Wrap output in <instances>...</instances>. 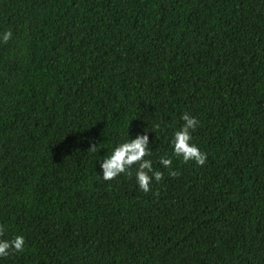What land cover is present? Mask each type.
<instances>
[{
	"label": "trees",
	"instance_id": "1",
	"mask_svg": "<svg viewBox=\"0 0 264 264\" xmlns=\"http://www.w3.org/2000/svg\"><path fill=\"white\" fill-rule=\"evenodd\" d=\"M7 31L0 240L25 244L0 264H264V0H0ZM146 132L163 179H101Z\"/></svg>",
	"mask_w": 264,
	"mask_h": 264
},
{
	"label": "clouds",
	"instance_id": "2",
	"mask_svg": "<svg viewBox=\"0 0 264 264\" xmlns=\"http://www.w3.org/2000/svg\"><path fill=\"white\" fill-rule=\"evenodd\" d=\"M12 37V32L7 31L0 35V40L7 43ZM184 124L182 128L177 130L172 139L174 155L182 158L184 163L194 161L198 166H203L206 162V155L199 148L191 144V132L196 129L198 120L190 114L182 116ZM159 125L156 128L159 129ZM149 135H138L135 139L127 140L119 144L107 157L103 158L101 163L102 178L104 181H112L121 174L132 175L130 171L133 166L136 168V181L141 191L147 193L151 190L150 185L153 178L156 182L163 179L164 174L159 170H153L151 160L145 159L151 155L149 151ZM97 146L93 143L89 149L95 152ZM160 164L169 169V176L176 177L179 175L177 171L172 170V159L161 157ZM151 173V175H149ZM4 233L3 226H0V236ZM25 240L22 236H16L12 240H0V257H7L10 250L22 252L24 250Z\"/></svg>",
	"mask_w": 264,
	"mask_h": 264
}]
</instances>
